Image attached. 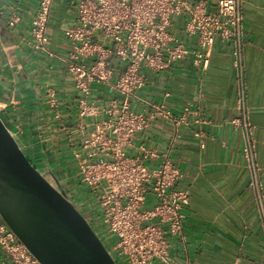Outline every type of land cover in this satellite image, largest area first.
Here are the masks:
<instances>
[{
    "label": "built area",
    "instance_id": "obj_1",
    "mask_svg": "<svg viewBox=\"0 0 264 264\" xmlns=\"http://www.w3.org/2000/svg\"><path fill=\"white\" fill-rule=\"evenodd\" d=\"M54 1L37 0L29 35L22 42L58 59L78 91L76 128L86 133L70 142V162L85 198L80 200L79 194L67 189L66 193L116 263L178 264L171 256V239L185 236L183 205L190 191L176 187L183 174L168 153L158 152L139 137L156 118L171 120L176 127L206 120L190 102L175 113L165 100L152 101L140 92L149 80L147 71L186 59L196 70L205 71L217 40L231 45L239 88L237 112L229 122L244 136L243 156L264 226V186L244 81L243 0H77L74 19L63 29L68 41L65 53L50 45ZM178 18L184 20V32L195 38L194 43L173 33ZM6 22L15 29L22 16L12 10ZM96 87L104 88L108 97L94 98ZM47 102L54 119L64 125L54 89L48 91ZM192 114L196 117L191 121ZM194 136L204 133L199 129ZM156 158L158 162H150ZM0 249L5 255L0 264H7L6 258L14 264H41L1 220Z\"/></svg>",
    "mask_w": 264,
    "mask_h": 264
},
{
    "label": "crops",
    "instance_id": "obj_2",
    "mask_svg": "<svg viewBox=\"0 0 264 264\" xmlns=\"http://www.w3.org/2000/svg\"><path fill=\"white\" fill-rule=\"evenodd\" d=\"M76 1H54L48 33L51 47L60 53L67 51L63 29L74 19ZM36 9L37 0H0V116L21 137H27L31 135L29 108L36 103L39 136L55 157L66 189L84 200L83 185L67 154L70 142L86 133L76 128L78 91L58 59H49L22 42L29 35ZM12 10L22 16L15 29L6 22ZM242 11L245 89L264 186V0H243ZM172 30L179 39L195 42L185 34L182 18L176 19ZM146 73L149 80L140 92L143 97L165 100L175 113L190 102L206 120L176 127L171 120L156 118L139 137L158 152L168 153L183 174L176 187L190 191L183 205L185 236L171 239L172 258L178 264H264V226L250 187L251 170L243 156L245 140L241 130L229 122L237 112L239 88L231 45L217 40L209 67L202 72L186 59ZM51 89L59 96L64 125L54 119L47 102ZM94 94L96 99L108 97L101 87ZM195 117L192 114L189 119ZM199 129L204 136L195 137ZM0 258H5L1 249Z\"/></svg>",
    "mask_w": 264,
    "mask_h": 264
},
{
    "label": "water",
    "instance_id": "obj_3",
    "mask_svg": "<svg viewBox=\"0 0 264 264\" xmlns=\"http://www.w3.org/2000/svg\"><path fill=\"white\" fill-rule=\"evenodd\" d=\"M35 104L27 137L0 116V220L41 264H117L66 193L56 159L39 136Z\"/></svg>",
    "mask_w": 264,
    "mask_h": 264
},
{
    "label": "rangeland",
    "instance_id": "obj_4",
    "mask_svg": "<svg viewBox=\"0 0 264 264\" xmlns=\"http://www.w3.org/2000/svg\"><path fill=\"white\" fill-rule=\"evenodd\" d=\"M67 154H68V155H70V154H71V152L69 151V152H67Z\"/></svg>",
    "mask_w": 264,
    "mask_h": 264
},
{
    "label": "flooded vegetation",
    "instance_id": "obj_5",
    "mask_svg": "<svg viewBox=\"0 0 264 264\" xmlns=\"http://www.w3.org/2000/svg\"><path fill=\"white\" fill-rule=\"evenodd\" d=\"M49 177V176H48ZM52 179V178H51Z\"/></svg>",
    "mask_w": 264,
    "mask_h": 264
}]
</instances>
